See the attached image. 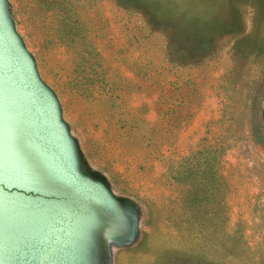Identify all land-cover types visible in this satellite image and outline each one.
<instances>
[{
  "label": "rangeland",
  "instance_id": "obj_1",
  "mask_svg": "<svg viewBox=\"0 0 264 264\" xmlns=\"http://www.w3.org/2000/svg\"><path fill=\"white\" fill-rule=\"evenodd\" d=\"M0 4L107 199L76 264H264V0Z\"/></svg>",
  "mask_w": 264,
  "mask_h": 264
},
{
  "label": "water",
  "instance_id": "obj_2",
  "mask_svg": "<svg viewBox=\"0 0 264 264\" xmlns=\"http://www.w3.org/2000/svg\"><path fill=\"white\" fill-rule=\"evenodd\" d=\"M105 204L75 169L56 106L0 4V264H76Z\"/></svg>",
  "mask_w": 264,
  "mask_h": 264
}]
</instances>
